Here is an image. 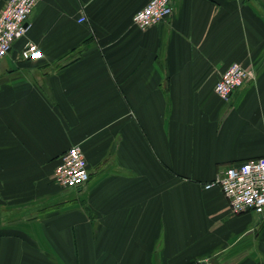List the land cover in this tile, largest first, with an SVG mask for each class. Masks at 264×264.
<instances>
[{"label":"crops","instance_id":"obj_1","mask_svg":"<svg viewBox=\"0 0 264 264\" xmlns=\"http://www.w3.org/2000/svg\"><path fill=\"white\" fill-rule=\"evenodd\" d=\"M147 1L39 0L0 61V264H264V211L204 188L264 156V0H170L142 30ZM232 62L254 78L226 102ZM76 144L89 179L63 189Z\"/></svg>","mask_w":264,"mask_h":264},{"label":"built area","instance_id":"obj_2","mask_svg":"<svg viewBox=\"0 0 264 264\" xmlns=\"http://www.w3.org/2000/svg\"><path fill=\"white\" fill-rule=\"evenodd\" d=\"M39 0H5L0 10V61L12 48L13 42L24 35L28 19ZM170 0H148L132 16L139 29H146L170 16ZM82 16L79 21H84ZM41 51L28 43L20 52L23 59H38ZM254 78V71L238 62L230 63L220 74L214 91L224 101L246 81ZM89 171L84 153L79 145H72L61 156L54 170V180L63 189H73L85 184ZM216 186L226 198L231 211L239 214L248 210L264 211V156L250 158L236 165H229L205 183L204 188Z\"/></svg>","mask_w":264,"mask_h":264},{"label":"water","instance_id":"obj_3","mask_svg":"<svg viewBox=\"0 0 264 264\" xmlns=\"http://www.w3.org/2000/svg\"><path fill=\"white\" fill-rule=\"evenodd\" d=\"M198 264H207L205 261H200Z\"/></svg>","mask_w":264,"mask_h":264},{"label":"trees","instance_id":"obj_4","mask_svg":"<svg viewBox=\"0 0 264 264\" xmlns=\"http://www.w3.org/2000/svg\"><path fill=\"white\" fill-rule=\"evenodd\" d=\"M190 264H198V263H190Z\"/></svg>","mask_w":264,"mask_h":264}]
</instances>
